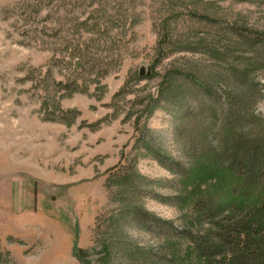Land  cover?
I'll return each instance as SVG.
<instances>
[{
	"label": "rangeland",
	"instance_id": "374dc122",
	"mask_svg": "<svg viewBox=\"0 0 264 264\" xmlns=\"http://www.w3.org/2000/svg\"><path fill=\"white\" fill-rule=\"evenodd\" d=\"M238 36H264V0H0V253L12 264H142L144 250L201 264L171 228L200 237L237 213L210 223L212 206L243 215L260 203L216 158L224 113L214 107L213 122L207 111L209 90L236 85L210 52ZM237 46L232 57L264 83V48L257 61ZM255 111L264 116V96ZM121 159L113 175L141 180L109 200L107 172ZM34 166L48 181L29 176ZM132 207L153 221L130 218Z\"/></svg>",
	"mask_w": 264,
	"mask_h": 264
},
{
	"label": "trees",
	"instance_id": "16d2710c",
	"mask_svg": "<svg viewBox=\"0 0 264 264\" xmlns=\"http://www.w3.org/2000/svg\"><path fill=\"white\" fill-rule=\"evenodd\" d=\"M259 37L238 36L237 39L230 42L226 51L210 52L211 59L215 62L228 65L226 76L230 81L236 83L234 90L223 92V96H218L214 92L208 91L206 85L197 79L193 81L195 87L205 93L208 91L207 95L211 98L212 103L210 107L208 106L207 111L214 115L211 116V121L215 122L214 107H219L224 113L220 117L221 121L214 124L216 125L215 129L219 132L215 143L216 150H214L216 158L226 160L229 165L228 169L239 177L240 181L236 185L239 195L243 198H248L254 192L260 195L259 206L251 210V213L238 215L239 209L236 210L230 204H224V207L212 206L207 209L205 216L206 219L211 220L210 223L225 211L232 210L237 213L230 212V216L224 217L223 220L229 223L227 226L219 223L214 224V222L210 224L212 228L203 236L194 237L190 232L171 228L170 232L172 233L169 234V238L191 242L201 264H264V116L255 111L258 100L264 96V83L258 84L260 86L254 85L249 78L245 59L240 56L233 58L231 53L233 52L232 45L235 47L240 45L246 48V55L254 56L253 59L259 61L258 58L263 56H260L259 51L264 48V36L260 37L263 39L262 41ZM225 57H228V60H225ZM192 77L194 76H190V78ZM221 98H223L222 103H220ZM241 114L242 116H240ZM205 135L207 136V132L204 133L202 139ZM121 167L122 159L107 172V175L113 178L108 185L109 177H107V185L105 184L109 200L112 191H115L118 196L129 195L141 180L139 174L130 168L126 176L115 177L113 173ZM127 214L132 219H149L151 217L145 213L141 214L137 207L129 208ZM143 219L139 221V224L144 223ZM165 225L167 224L165 223ZM125 249L127 251L136 250L132 246H127ZM101 251L104 252V256H107L109 247L101 246ZM137 252L144 261L142 264H172V258L162 257L158 259V262H155L151 252L144 250H137ZM0 256H5L6 263L12 264L8 252L0 253ZM72 256L77 260L86 257V252L77 246L76 241L73 244Z\"/></svg>",
	"mask_w": 264,
	"mask_h": 264
},
{
	"label": "crops",
	"instance_id": "0c3cea01",
	"mask_svg": "<svg viewBox=\"0 0 264 264\" xmlns=\"http://www.w3.org/2000/svg\"><path fill=\"white\" fill-rule=\"evenodd\" d=\"M31 157L30 158H32V155H30ZM34 168H35V172H33V173H35V174H33V175H35V177H33V176H31V175H29L30 177H32V178H34V179H38V178H42L43 177V173H40L39 171H38V169H37V167L36 166H34ZM39 176H42V177H39ZM38 177V178H37ZM57 179H59L58 177H57ZM41 180H43V181H48V175L46 176V177H43ZM40 180V181H41ZM50 181V180H49ZM72 197H74V198H76V200H80V199H83V197H85L84 195L83 196H80V194H79V192H76V190L74 191V192H72ZM82 197V198H81Z\"/></svg>",
	"mask_w": 264,
	"mask_h": 264
}]
</instances>
